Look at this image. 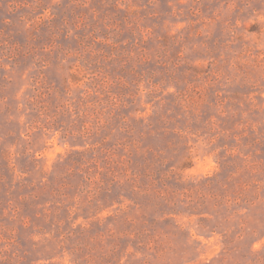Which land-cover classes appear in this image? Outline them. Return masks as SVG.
I'll use <instances>...</instances> for the list:
<instances>
[{
    "label": "rangeland",
    "instance_id": "rangeland-1",
    "mask_svg": "<svg viewBox=\"0 0 264 264\" xmlns=\"http://www.w3.org/2000/svg\"><path fill=\"white\" fill-rule=\"evenodd\" d=\"M0 264H264V0H0Z\"/></svg>",
    "mask_w": 264,
    "mask_h": 264
},
{
    "label": "trees",
    "instance_id": "trees-1",
    "mask_svg": "<svg viewBox=\"0 0 264 264\" xmlns=\"http://www.w3.org/2000/svg\"><path fill=\"white\" fill-rule=\"evenodd\" d=\"M214 95L218 96V92L217 91H214ZM203 93L201 92L200 95H199V98L201 97L202 98V95ZM226 151L228 150H232V147H229V148H225ZM218 156L220 157V154H218ZM221 156H224L223 154ZM226 164V159L224 161H221V165L224 166Z\"/></svg>",
    "mask_w": 264,
    "mask_h": 264
}]
</instances>
